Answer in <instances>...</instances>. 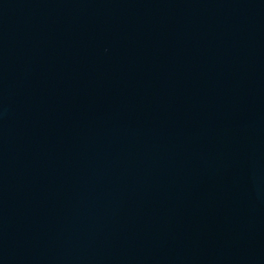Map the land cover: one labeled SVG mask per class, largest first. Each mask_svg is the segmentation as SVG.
I'll list each match as a JSON object with an SVG mask.
<instances>
[{"label": "water", "instance_id": "obj_1", "mask_svg": "<svg viewBox=\"0 0 264 264\" xmlns=\"http://www.w3.org/2000/svg\"><path fill=\"white\" fill-rule=\"evenodd\" d=\"M0 264H264V0H0Z\"/></svg>", "mask_w": 264, "mask_h": 264}]
</instances>
